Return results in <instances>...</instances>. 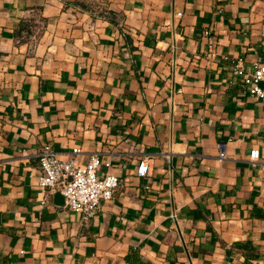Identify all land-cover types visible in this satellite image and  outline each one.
Wrapping results in <instances>:
<instances>
[{"label": "crops", "instance_id": "0c3cea01", "mask_svg": "<svg viewBox=\"0 0 264 264\" xmlns=\"http://www.w3.org/2000/svg\"><path fill=\"white\" fill-rule=\"evenodd\" d=\"M239 58L264 62V0H0V264H264ZM45 143L120 176L88 222L39 185Z\"/></svg>", "mask_w": 264, "mask_h": 264}, {"label": "built area", "instance_id": "2783aa9c", "mask_svg": "<svg viewBox=\"0 0 264 264\" xmlns=\"http://www.w3.org/2000/svg\"><path fill=\"white\" fill-rule=\"evenodd\" d=\"M233 65L241 76L244 90L256 98H264V62H256L253 68L247 69L239 58ZM219 149L221 157H227L226 143L220 142ZM80 151L79 147L73 148V153ZM38 155L39 185L48 192L60 191L64 195V205L78 211L83 222H88L98 212L102 199L113 197L121 182L120 176L115 173L100 172L102 159L98 153L92 154L86 163L81 164L76 155L62 156L50 143H45ZM250 156L259 158L260 148L252 147ZM149 170L150 162L143 158L137 172L145 175Z\"/></svg>", "mask_w": 264, "mask_h": 264}, {"label": "trees", "instance_id": "16d2710c", "mask_svg": "<svg viewBox=\"0 0 264 264\" xmlns=\"http://www.w3.org/2000/svg\"><path fill=\"white\" fill-rule=\"evenodd\" d=\"M29 24H30V23L23 22V24L21 25V28H20L19 33L21 34V32H22L23 29H27V30H29Z\"/></svg>", "mask_w": 264, "mask_h": 264}]
</instances>
